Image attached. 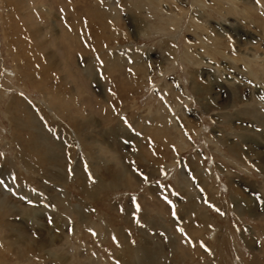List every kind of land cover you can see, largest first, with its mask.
<instances>
[{
    "label": "rangeland",
    "instance_id": "obj_1",
    "mask_svg": "<svg viewBox=\"0 0 264 264\" xmlns=\"http://www.w3.org/2000/svg\"><path fill=\"white\" fill-rule=\"evenodd\" d=\"M263 65L264 0H0V264H264Z\"/></svg>",
    "mask_w": 264,
    "mask_h": 264
},
{
    "label": "bare ground",
    "instance_id": "obj_2",
    "mask_svg": "<svg viewBox=\"0 0 264 264\" xmlns=\"http://www.w3.org/2000/svg\"><path fill=\"white\" fill-rule=\"evenodd\" d=\"M150 1H152V0H150ZM35 39V38H34ZM36 39H39V35L37 34L36 35ZM108 49V48H107ZM112 50H108V52L109 53H111V54H113V52H111ZM128 57H133V61L131 62V64L134 66V65H136L137 64V60H136V55L135 54H131V56L130 55H128ZM131 60V58H128V60ZM255 63V60L252 62V65ZM264 66V65H263ZM254 108H257V106L255 105V107ZM174 124V123H173ZM180 135V134H179ZM181 138V137H180ZM0 164H2V160H1V158H0ZM1 166V165H0ZM167 167V166H166ZM18 181L19 182H21L22 180L18 177ZM19 182H18V184H19ZM14 183V182H13ZM21 183H23V182H21ZM24 186H26L25 184H23ZM27 187V186H26ZM23 189V188H22ZM17 192V191H16ZM58 200V199H57ZM0 209L2 210V209H6V207L4 206V204L2 203V202H0ZM7 210V209H6ZM3 211V210H2ZM32 212H35V211H32ZM40 212V211H39ZM2 214H4L3 212H2ZM30 216H33V215H30ZM36 216V215H35ZM32 218V217H31ZM34 218V217H33ZM35 223V222H34ZM11 229H12V227H11ZM13 230H17L16 228H14ZM18 231V230H17ZM19 232V231H18ZM119 233V232H118ZM33 242H35V240H33ZM29 247L31 248V246L33 245L32 244V241H29ZM30 248H28V249H30ZM8 249H10V247L8 248ZM145 256V255H144ZM140 259H141V257H140ZM142 261V260H141Z\"/></svg>",
    "mask_w": 264,
    "mask_h": 264
},
{
    "label": "snow or ice",
    "instance_id": "obj_3",
    "mask_svg": "<svg viewBox=\"0 0 264 264\" xmlns=\"http://www.w3.org/2000/svg\"><path fill=\"white\" fill-rule=\"evenodd\" d=\"M147 179V177H145V180ZM0 183H2V181H0Z\"/></svg>",
    "mask_w": 264,
    "mask_h": 264
}]
</instances>
